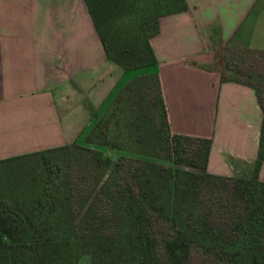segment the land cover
I'll use <instances>...</instances> for the list:
<instances>
[{
  "label": "trees",
  "instance_id": "trees-1",
  "mask_svg": "<svg viewBox=\"0 0 264 264\" xmlns=\"http://www.w3.org/2000/svg\"><path fill=\"white\" fill-rule=\"evenodd\" d=\"M86 2L107 56L125 71L157 63L150 39L159 17L187 8L185 0H155L133 30L112 38L99 26L101 11ZM199 66L255 91L263 119L250 177L207 172L211 139L172 133L158 74L137 75L85 140L113 148L107 135L113 117L136 130L148 131L150 123V147L137 154L200 171L125 155L114 161L77 143L1 159L33 158L42 172L30 201L0 196V264H77L79 246L93 264H264V182L257 178L264 159V50L219 45L212 61ZM73 148L83 152L78 167L62 157Z\"/></svg>",
  "mask_w": 264,
  "mask_h": 264
},
{
  "label": "crops",
  "instance_id": "crops-1",
  "mask_svg": "<svg viewBox=\"0 0 264 264\" xmlns=\"http://www.w3.org/2000/svg\"><path fill=\"white\" fill-rule=\"evenodd\" d=\"M185 2L159 17L147 72L158 74L171 132L211 139L206 171L248 178L263 119L255 91L199 64L219 45L264 50V0ZM137 75L107 56L86 0H0V160L80 143Z\"/></svg>",
  "mask_w": 264,
  "mask_h": 264
},
{
  "label": "rangeland",
  "instance_id": "rangeland-1",
  "mask_svg": "<svg viewBox=\"0 0 264 264\" xmlns=\"http://www.w3.org/2000/svg\"><path fill=\"white\" fill-rule=\"evenodd\" d=\"M92 6L96 8V11H101L99 17V26L102 30L106 31L110 37H115L117 31L133 30L134 27L143 18L144 13H152L155 9V0H105L104 4L99 1L91 0ZM159 5L157 1V6ZM153 10V11H152ZM149 67L138 68V72L141 74L148 73ZM105 114V113H104ZM119 117V116H117ZM117 117H113L110 122L109 130L107 132L109 142L114 145L110 148L97 140L87 142L85 139L80 143L79 146L90 148L92 150H98L103 152L105 155L110 156L114 161L121 155L142 158L155 163H160L168 166L179 167L184 170L200 171L197 168L178 165L168 161H164L151 156L137 154V150L144 152L148 149L149 141V126L148 131L131 129L130 126L125 124L122 120L116 121ZM140 133V140L136 141L137 133ZM68 154L62 155L64 159H68L73 166H80L83 162V152L73 148ZM17 156V155H16ZM42 167L39 162L33 158H19L11 159L8 161L0 162V196L8 195L9 197L15 198L19 201H30L32 196L30 195V189L33 183L41 179L40 173ZM76 254L79 258L84 260H90L91 255L83 252L82 248L76 247ZM84 262V261H82ZM84 264V263H82Z\"/></svg>",
  "mask_w": 264,
  "mask_h": 264
}]
</instances>
